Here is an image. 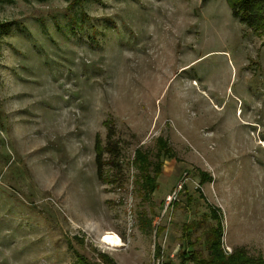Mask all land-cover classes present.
Wrapping results in <instances>:
<instances>
[{
	"label": "rangeland",
	"instance_id": "obj_1",
	"mask_svg": "<svg viewBox=\"0 0 264 264\" xmlns=\"http://www.w3.org/2000/svg\"><path fill=\"white\" fill-rule=\"evenodd\" d=\"M68 5L0 0V264H179L211 210L226 254L264 260V34L225 0ZM159 137L174 156L145 201L132 160Z\"/></svg>",
	"mask_w": 264,
	"mask_h": 264
},
{
	"label": "trees",
	"instance_id": "obj_2",
	"mask_svg": "<svg viewBox=\"0 0 264 264\" xmlns=\"http://www.w3.org/2000/svg\"><path fill=\"white\" fill-rule=\"evenodd\" d=\"M83 0H69L68 8L72 9L76 5H80ZM207 0H202L205 2ZM231 9V14L234 18L244 23L248 27L252 28L259 34H264V0H225ZM7 24L0 23V31L7 29ZM264 46V40H263ZM110 132H108V138H110ZM106 148L103 149L100 146L99 138L96 136L94 143L95 150V162L97 166V174L100 179L103 178L102 166L106 163L102 159V154L105 150L112 154V159L118 158V150L115 144L107 141ZM157 144V159L154 161L149 157V154L140 149L135 150L132 164L138 170L136 176V184L138 185L139 192L141 193L142 200L148 201L152 192L157 188V177L161 172L163 162L161 155L167 157L174 156L173 150L167 145L166 141L159 137L156 141ZM109 159L111 163L113 160ZM113 163V162H112ZM107 181V180H106ZM176 204V202H174ZM212 217L214 218L215 225L208 230L206 236V249L207 253L204 255L201 251L196 250L194 242L189 240L190 231L193 225L184 228L183 237L186 239V245L183 249L179 250V264H264V260L261 256H250L247 254L244 248H236L230 254H226L221 248L222 238V225L221 215L218 210H211ZM160 230V229H159ZM191 247V250L189 248ZM155 254L160 256V247H156ZM159 259V258H157ZM80 261L83 264H116L107 255H100V262H90L87 259L81 257ZM160 264H171L170 262H161Z\"/></svg>",
	"mask_w": 264,
	"mask_h": 264
},
{
	"label": "bare ground",
	"instance_id": "obj_3",
	"mask_svg": "<svg viewBox=\"0 0 264 264\" xmlns=\"http://www.w3.org/2000/svg\"><path fill=\"white\" fill-rule=\"evenodd\" d=\"M99 241L109 249H115L122 245L119 236L115 232L108 230L103 231Z\"/></svg>",
	"mask_w": 264,
	"mask_h": 264
},
{
	"label": "built area",
	"instance_id": "obj_4",
	"mask_svg": "<svg viewBox=\"0 0 264 264\" xmlns=\"http://www.w3.org/2000/svg\"><path fill=\"white\" fill-rule=\"evenodd\" d=\"M172 196H169V201L171 200ZM160 260L159 259H156V260H153L152 264H160Z\"/></svg>",
	"mask_w": 264,
	"mask_h": 264
}]
</instances>
